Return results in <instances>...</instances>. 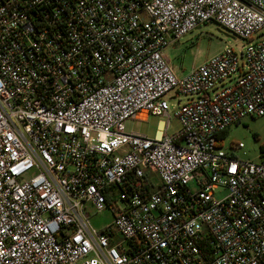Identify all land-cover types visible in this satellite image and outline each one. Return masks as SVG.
Masks as SVG:
<instances>
[{
    "label": "built area",
    "instance_id": "2783aa9c",
    "mask_svg": "<svg viewBox=\"0 0 264 264\" xmlns=\"http://www.w3.org/2000/svg\"><path fill=\"white\" fill-rule=\"evenodd\" d=\"M209 22L248 45L177 76ZM262 29L264 0H0V264H264V161L220 146L264 115Z\"/></svg>",
    "mask_w": 264,
    "mask_h": 264
},
{
    "label": "rangeland",
    "instance_id": "374dc122",
    "mask_svg": "<svg viewBox=\"0 0 264 264\" xmlns=\"http://www.w3.org/2000/svg\"><path fill=\"white\" fill-rule=\"evenodd\" d=\"M261 39H264V29L253 38V43ZM248 43L247 40L234 36L217 23L209 22L184 35L176 44L168 47L164 54L173 72L177 76H182L224 48L242 50ZM173 93L171 91L163 96L171 114L178 109L176 105L178 99L180 104H184L188 99L182 95L177 98ZM160 121L165 123L167 118L150 116L147 120L131 119L126 121L125 130L153 138L159 129ZM177 130H179V122L172 117L167 134H173ZM237 144H242L243 147L233 152L235 156L253 162L264 161V115L254 118L244 117L240 123L229 127L225 138L220 141V146L226 152H231L230 146ZM226 195L227 190L219 188L215 191L214 197L219 200ZM89 220L96 230H102L112 224L113 216L111 212L105 210L100 213H90Z\"/></svg>",
    "mask_w": 264,
    "mask_h": 264
},
{
    "label": "crops",
    "instance_id": "0c3cea01",
    "mask_svg": "<svg viewBox=\"0 0 264 264\" xmlns=\"http://www.w3.org/2000/svg\"><path fill=\"white\" fill-rule=\"evenodd\" d=\"M165 57H166V56H165ZM166 59H167V57H166ZM149 117H150V116H147V115H145V114H140V115L138 116L137 119L147 120ZM163 123H164L163 121H160V123H159V129L162 128Z\"/></svg>",
    "mask_w": 264,
    "mask_h": 264
},
{
    "label": "trees",
    "instance_id": "16d2710c",
    "mask_svg": "<svg viewBox=\"0 0 264 264\" xmlns=\"http://www.w3.org/2000/svg\"><path fill=\"white\" fill-rule=\"evenodd\" d=\"M226 134H227V132H226V131H224V132L221 134V137H220V138H221V140L225 138Z\"/></svg>",
    "mask_w": 264,
    "mask_h": 264
}]
</instances>
